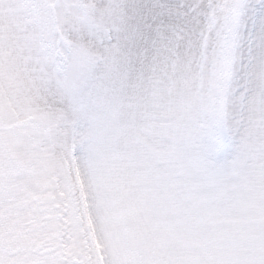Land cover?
Returning <instances> with one entry per match:
<instances>
[{"label": "snow or ice", "instance_id": "snow-or-ice-1", "mask_svg": "<svg viewBox=\"0 0 264 264\" xmlns=\"http://www.w3.org/2000/svg\"><path fill=\"white\" fill-rule=\"evenodd\" d=\"M0 264H264V0H0Z\"/></svg>", "mask_w": 264, "mask_h": 264}, {"label": "rangeland", "instance_id": "rangeland-1", "mask_svg": "<svg viewBox=\"0 0 264 264\" xmlns=\"http://www.w3.org/2000/svg\"><path fill=\"white\" fill-rule=\"evenodd\" d=\"M172 2H179V0H172Z\"/></svg>", "mask_w": 264, "mask_h": 264}]
</instances>
